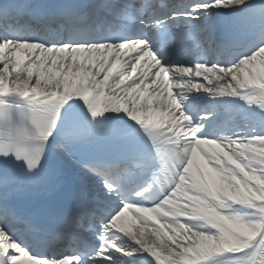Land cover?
Listing matches in <instances>:
<instances>
[{"label":"snow or ice","instance_id":"1","mask_svg":"<svg viewBox=\"0 0 264 264\" xmlns=\"http://www.w3.org/2000/svg\"><path fill=\"white\" fill-rule=\"evenodd\" d=\"M0 264H264V0H0Z\"/></svg>","mask_w":264,"mask_h":264}]
</instances>
